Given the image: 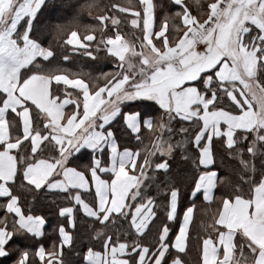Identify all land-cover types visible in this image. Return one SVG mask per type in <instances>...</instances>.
Segmentation results:
<instances>
[{
	"label": "snow or ice",
	"instance_id": "obj_1",
	"mask_svg": "<svg viewBox=\"0 0 264 264\" xmlns=\"http://www.w3.org/2000/svg\"><path fill=\"white\" fill-rule=\"evenodd\" d=\"M65 48L112 66L72 73ZM41 194L62 205L59 248L38 242ZM197 198L218 207L192 260ZM81 214L83 264H264V0H0V259L66 264Z\"/></svg>",
	"mask_w": 264,
	"mask_h": 264
},
{
	"label": "trees",
	"instance_id": "obj_2",
	"mask_svg": "<svg viewBox=\"0 0 264 264\" xmlns=\"http://www.w3.org/2000/svg\"><path fill=\"white\" fill-rule=\"evenodd\" d=\"M84 0H65V3L67 4H78L83 3ZM100 7L103 9L106 5H110L113 2H119L124 3L125 0H97ZM69 15L72 14V9H69L68 12ZM85 22H91L90 20L86 19ZM98 36V34H97ZM48 39H51V36L48 37ZM47 44V40L45 41ZM71 47V46H69ZM105 53L101 52L100 55ZM69 55L70 59L69 61H64L63 56ZM60 64L61 67L68 68L72 73L77 72H86L87 68L90 66H97L100 64L98 60L88 59L85 56H82L80 53H69L68 50L65 49H57V56L56 61ZM54 62V63H55ZM106 64H111V61L107 60ZM154 115V113H153ZM176 127L178 128L179 125L177 124ZM165 137H167L169 134L167 132L163 133ZM156 133L145 130L142 128L140 133V142H136L135 138L133 137V145L134 147L143 149L145 146H151V141L155 138ZM159 153H157L156 157H153L154 163L160 162V159H158ZM162 159V158H161ZM169 163L173 169L179 168L182 174H187L188 176H191L195 166L191 163V161H185L182 159V154L180 153L179 149L175 150V155L171 158H169ZM154 167V164H153ZM238 162L234 159H230L228 157H224L223 165H221L219 158L217 159V170L219 171L220 176H226L229 174L231 169L238 168ZM191 183V181H190ZM226 190H231L227 186L218 187L215 189V196L218 198L221 196V193ZM190 191V188L188 189ZM30 199V197H29ZM54 197L51 195L45 196L41 194V198H38V201L35 205L36 212L35 214L43 215L46 219V224L48 225V228H50L52 225H55L58 221L57 219V208L58 206H61L60 201H56L53 203ZM194 203L196 204V209L199 212L201 207L206 208V212L210 215L212 211H215L218 207V205L215 202H212L211 204L204 203L200 198H197ZM186 205H181V211L183 210V207ZM208 215L204 211H202L200 214L196 215V229L191 231L190 244L193 245V241L195 237V231L196 236L197 233L200 231V224L202 220H207ZM94 222L89 220L86 217L78 216L76 220L75 227L72 228V232L74 235V241L71 246L68 248H65L63 250V259L67 264H79L81 262V255L85 251V249L89 246L88 239L92 235L93 229L90 227ZM99 225L97 224V227ZM1 264V263H0Z\"/></svg>",
	"mask_w": 264,
	"mask_h": 264
},
{
	"label": "crops",
	"instance_id": "obj_3",
	"mask_svg": "<svg viewBox=\"0 0 264 264\" xmlns=\"http://www.w3.org/2000/svg\"><path fill=\"white\" fill-rule=\"evenodd\" d=\"M156 2L158 4L161 3V2L164 3V4H166V5L169 4V0H156ZM187 2L193 6V10L195 11L196 10L197 0H187ZM199 2L201 4H203L205 2H210V0H199ZM169 10L170 11H175L174 8H169ZM86 58H88V57H86ZM88 59H91V58H88ZM98 61L100 62L99 65H97V66H90L89 65V67L87 68L86 72H91L93 75H97L101 71H108L109 68L112 66L111 64L110 65L109 64H106L107 60L104 59V54L100 55V59H98ZM154 116H157V118H158V114L157 113H154ZM144 129L145 130H148L146 128H144ZM118 135H119V133H118ZM84 163H86V161H84ZM214 193H215V190H214ZM200 199L202 200V198H200ZM203 202L206 203V204H209L208 202H205V201H203ZM202 211H204L206 213V208L205 207H201L200 210H199V212L195 208V211H194V221H193V223L191 225V231H192V229L193 230L196 229V215L200 214ZM57 219H58L57 223L55 225H52L50 228H48V225L45 224V226H44V235L42 237H40V238H37L39 244H43L46 247V249H51V247H52V245H53L54 242L57 245V248H59L58 231L55 230V229H58V225L61 222L60 221V218L58 217V215H57ZM71 231H72V229H71ZM193 237H195V239L193 241L194 242L193 245H191L190 244V241H189L188 255L192 258V260H196V259H198V255H199V253H198V240L196 238L197 237L196 236V231H195V235ZM191 238L192 237H190V239ZM68 247L69 246H64L62 248V257H63V250L65 248H68ZM82 256H83V253L81 255V262L79 264H83V262H82ZM14 258H15L14 256H10L7 261H5L3 259H0V263L1 264H10V261L12 259H14Z\"/></svg>",
	"mask_w": 264,
	"mask_h": 264
}]
</instances>
